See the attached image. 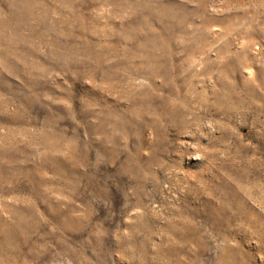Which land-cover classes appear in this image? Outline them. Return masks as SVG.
<instances>
[{
  "label": "rangeland",
  "instance_id": "obj_1",
  "mask_svg": "<svg viewBox=\"0 0 264 264\" xmlns=\"http://www.w3.org/2000/svg\"><path fill=\"white\" fill-rule=\"evenodd\" d=\"M0 264H264V0H0Z\"/></svg>",
  "mask_w": 264,
  "mask_h": 264
}]
</instances>
